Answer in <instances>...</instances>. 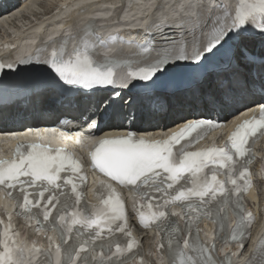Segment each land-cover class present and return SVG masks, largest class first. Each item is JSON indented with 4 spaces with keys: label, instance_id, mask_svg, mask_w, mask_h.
Returning a JSON list of instances; mask_svg holds the SVG:
<instances>
[{
    "label": "snow or ice",
    "instance_id": "obj_1",
    "mask_svg": "<svg viewBox=\"0 0 264 264\" xmlns=\"http://www.w3.org/2000/svg\"><path fill=\"white\" fill-rule=\"evenodd\" d=\"M181 7L192 9L199 8V5L189 3ZM218 7L222 15L213 21V30L203 52L199 48L194 51L191 57L193 61H200L203 53H212L223 47L232 35H239L249 29L264 34V0H238L234 15L229 13L224 5ZM197 15L200 13L197 12ZM225 17L230 21L227 26L223 24ZM180 23H183V20ZM100 43L103 44V41ZM95 48L96 45L82 38L81 46L76 49L73 57L65 60L63 58L65 49L62 45L59 52L52 53L50 67L59 80L68 85L87 88L113 84L115 69L121 64L109 58L96 61ZM178 58L188 57L183 55ZM127 63L129 74L133 79L150 81L158 72L163 71V65L167 64L168 60L161 59L138 70L131 69L130 61ZM258 110L259 117L244 119L236 126L229 136L230 147H212L195 152L181 149L174 152L175 145L191 137L193 133L199 138L201 132L221 126L212 119H199L186 123L168 139L148 141L128 133L121 137L99 140L90 153L93 168L111 180L126 188H134L141 195L147 194L144 190V186H147L154 187L156 192H162L167 196L163 205L157 204L155 210H152V204H148L149 213L137 212L142 227L148 228L153 225L161 227L163 222H169L177 225L172 231L179 233L181 232L178 227L179 218L173 219L174 214H170L167 208L179 203L185 209L184 226L189 229L187 234L179 238L169 236L167 243L162 238L157 245L158 250L166 249L172 257L173 264H217L212 255L215 244L207 246L201 242L198 238V230L196 237L192 238L190 229L193 216L189 211L195 210L192 197H199L200 204L209 202L204 199L205 197L221 203L217 208L216 217L208 213L210 218L217 219L220 225L219 233L226 220L223 202L229 200L232 195L239 197L241 192L247 191L252 186L247 165L252 161V142L258 136L264 135V104H261ZM210 165L224 169L227 181H219L214 172L209 179L205 169ZM81 168L82 165L66 149H53L39 142L28 145L18 144L13 159H0V190L17 201L18 215H27L31 212L32 218L37 222L34 229L26 231L25 226L14 222L13 214H0V264H126V261L136 254L134 250L138 249V244L126 230L127 216L124 202L110 185H104L109 195L103 200V207L91 216L80 210L71 213H53V209H56L60 203L53 194L54 190L61 187L58 183L62 179L60 174L67 169L72 173H80ZM162 173L167 176L158 182L157 178H160ZM78 180L80 185H83L86 177L81 174ZM189 180L190 187H185L181 183ZM166 181L170 182L167 183L166 188L162 187L161 185ZM64 184L71 185V191L76 194L78 205L82 199V192L78 190L77 183L69 177L64 180ZM227 184H231L232 188L226 187ZM177 185L179 187H176ZM29 189H39L38 195L30 192ZM169 189H172L174 194L169 193ZM45 192H49L50 195L45 197ZM137 204L143 207L142 203L137 202ZM236 207L238 222L233 230L232 240L237 239L236 233L242 235L245 229L250 228L254 220L252 213L244 212L242 205L237 203ZM4 215L7 216V221L2 218ZM66 217L71 218L72 225L92 229V233H89L88 238L81 239L83 233L80 232L75 238L76 242L69 243L73 228L68 225ZM198 219L199 217H196V220ZM117 221L122 223H116L115 230L129 239L124 245L113 244L111 240L105 243V229L110 235L113 232L112 225ZM41 229L57 231L60 243L54 245L51 237L43 242L32 238L34 233ZM97 241L101 242L97 243ZM93 248L98 249V255L95 257L91 256ZM105 248L108 251H105ZM113 248L114 251L111 250ZM190 253H195V256ZM249 264H264V239L261 240Z\"/></svg>",
    "mask_w": 264,
    "mask_h": 264
},
{
    "label": "bare ground",
    "instance_id": "obj_2",
    "mask_svg": "<svg viewBox=\"0 0 264 264\" xmlns=\"http://www.w3.org/2000/svg\"><path fill=\"white\" fill-rule=\"evenodd\" d=\"M41 0H30L29 2L26 3V5L23 7L22 11L23 12H26V11H32L33 9L38 10V7H39V2ZM50 1V2H48ZM138 0H133V1H130V4L128 6V9H127V12L125 13V15L122 17V21L125 22L123 25H131V26H134V25H140V26H143L146 24V22L148 21L149 19V13H150V9L152 7V3L155 1V0H139V3H135L137 2ZM171 1V0H170ZM173 1V0H172ZM210 1V0H208ZM232 2V0H230ZM48 4L49 5H59L60 3H63V4H66L69 2V0H47ZM217 1H211V3H216ZM82 1L81 0H78L77 2H75V4L73 5V7L75 6H78V5H82L81 4ZM194 4V5H198V0H180V1H177L173 6H170L169 3H166V13H165V19H173L175 16H177L180 12H183V13H189L191 11H193L194 8L192 9H187V8H182L181 6L182 5H187V4ZM37 5V7H36ZM106 5H109V4H106ZM43 9V8H41ZM40 9V10H41ZM27 13H31L29 14V16L31 17H34V14L33 12H27ZM108 14L107 11H104L101 15H99L100 17H105L106 15ZM21 15V12H16L12 18L14 16H19ZM216 15V12H211V14L209 15L210 18L214 17ZM72 14H70L68 12V10L60 13L59 15H57L55 18L53 19H49L50 22L54 23L57 19H62V18H65V17H68L69 19V22H66L62 27L61 29L62 30H66V31H72L74 29H76V26L75 24L78 23V22H83L85 21L84 20V17L83 16H79V17H71ZM37 19V18H36ZM11 19H9L10 21ZM1 25H5V26H8V19L5 20V21H0V26ZM55 24H53L54 26ZM42 26H39V27H35V28H32L31 31H39L41 29ZM8 29L12 30L11 27H8ZM198 30L199 29H194L193 33L192 34H197L198 33ZM14 31H17L19 32V30L15 29ZM181 39H187L188 36H180ZM180 38L179 41H180ZM33 39L30 38L29 42H32ZM29 42H23L22 43V46L25 47ZM248 47H252L251 44H248ZM243 48H246L248 49L246 46L243 45ZM126 50L129 52V51H134L132 49V47H127ZM259 52H263L262 49H260L259 47ZM241 59H244V57L242 55H238ZM233 74V73H232ZM198 93V92H196ZM201 94V93H200ZM195 95V94H194ZM193 96L191 95V99H189V102L190 103H184L183 102V99L181 98H178V99H172L170 98L168 100V105H169V112L170 113H175V112H178V111H183L184 108H191L194 106V100H192ZM198 97V96H197ZM238 96H234L233 97V101L237 100ZM223 101V98L222 97H216V96H212V106L214 107H217V104L218 103H221ZM215 110V109H214ZM38 110H35L33 111L34 114H37ZM29 113L26 114V116H28Z\"/></svg>",
    "mask_w": 264,
    "mask_h": 264
},
{
    "label": "rangeland",
    "instance_id": "obj_3",
    "mask_svg": "<svg viewBox=\"0 0 264 264\" xmlns=\"http://www.w3.org/2000/svg\"><path fill=\"white\" fill-rule=\"evenodd\" d=\"M48 2H50V1H48ZM41 8H43V9H41ZM50 8V5L49 6H44V5H41L39 8H38V10L37 11H47L48 9ZM41 9V10H40Z\"/></svg>",
    "mask_w": 264,
    "mask_h": 264
}]
</instances>
